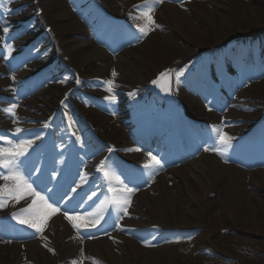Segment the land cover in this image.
Masks as SVG:
<instances>
[{
  "label": "bare ground",
  "instance_id": "6f19581e",
  "mask_svg": "<svg viewBox=\"0 0 264 264\" xmlns=\"http://www.w3.org/2000/svg\"><path fill=\"white\" fill-rule=\"evenodd\" d=\"M256 1V0H255ZM46 2L45 0H40L39 3ZM213 7H216L218 10H223V6L220 0L217 1ZM220 2V3H219ZM259 2V0H258ZM2 6H0L1 12L3 11V7L6 4V0H0ZM68 2L65 0H53L51 5L56 7V10H63L65 13H62L59 19H63L64 21H70L68 25H63V28H57L58 33L55 34L56 36V43L57 48L59 50L65 49V46L71 42L69 39L66 38L68 32L71 29L77 30L78 35H82L83 37L87 36L83 26L74 19V16L69 12L70 8L67 4ZM226 5L232 4L230 0L225 1ZM59 6V7H57ZM238 11L243 16L244 14L248 13H256L257 7L247 6L244 5L240 0L237 4ZM38 7V6H37ZM53 7V6H52ZM35 9V8H34ZM0 12V13H1ZM166 14L171 19L175 20L176 23L179 25L180 23H188L191 24L193 21H212L213 15L208 11L201 9L200 12L197 13L192 12V15H187V13L177 10L176 7H166ZM73 16V17H72ZM158 20L161 21L162 13L161 9L157 12ZM41 19L45 20V17H49L47 13L41 14ZM264 19V18H263ZM47 25V24H46ZM191 27V26H190ZM214 30L215 27H214ZM217 31V30H216ZM54 32V31H52ZM219 36L223 37L226 34L223 29L218 31ZM99 43H104L108 49L112 47V41L105 39L104 37H97L96 39ZM63 45V46H62ZM66 51L64 56H71L74 53V50L77 51L80 57L79 68H83L87 70L89 68H94L96 73L100 77L102 73L107 77L111 76L115 81L121 86H128L129 88H135L136 85L135 80L139 79L141 69L144 67V60L145 58L132 56L133 52L128 50H123L120 54H118L114 60L108 57V54L103 52L102 50L94 47V43L90 41H85L83 45L80 47L71 46L66 47ZM76 54V53H75ZM125 55V57H124ZM97 66V68H96ZM119 73V76L116 77V74L113 75V72ZM112 72V74H110ZM221 72H223L221 70ZM8 75L7 71L0 68V89L8 92V95L0 93V101L6 102L5 104L0 103V120L7 122L0 124V129L2 132H6L10 137L11 140H6V147H9L8 142L11 141L13 145L19 144L30 132H28L20 122H15V117L10 118L12 114L11 112H6L4 109H9L12 107L14 102V95L18 93V82L14 79V77L4 78L3 76ZM82 76V74H81ZM83 77V76H82ZM14 91H8V89L12 88ZM111 88L110 85L105 83L102 91L95 96V94L91 93L96 97V100L104 105L107 109V112L111 114L115 109V100L111 99L110 91L108 89ZM181 99L191 107L192 111H197L196 116L199 117L198 119L205 120L206 123L211 122V117L206 113V116L201 112L200 107L197 103H193L185 94H182ZM209 97H206L208 100ZM82 108L89 106V108L85 111L89 116L91 122L96 125L98 129L106 127L104 123V115L100 112L95 111L94 109L90 108L89 104L83 103L82 101L79 102ZM210 109L206 107V110ZM218 118V117H217ZM109 122V119H107ZM17 129L20 131L18 132ZM33 132V136H35L36 132ZM1 134V132H0ZM41 138V135H38V139ZM107 141L114 144L116 147H121V145L125 144L126 136L123 132V129H115L111 132L108 137H106ZM126 148L128 151L132 152L133 149L130 144L126 143ZM30 150L29 148L26 149ZM27 154L25 152L23 158L20 159L21 165L24 166V170H28L29 168V160L27 159ZM61 160H64V156L58 154ZM132 157L128 160L132 161ZM202 169H195L196 174L192 173V170H188V166L191 163H186L182 165L179 169H176L173 173V178H176L178 182L174 184V188H176L178 193L181 196H184L182 199L177 200L175 199L174 195H172L171 190H167L164 188L162 192V196L159 193L158 197L161 198L153 199L149 197L148 192H144L140 194L139 198H141V202L143 207L146 208L148 214L152 215L156 219H162L164 215L172 213V215L176 216L178 214V219H180L179 214L185 211L184 204H195L199 209H205L208 205L205 203L206 196L208 194H215L216 190H220L222 196L224 195V199H227L223 203L222 211L223 212H231L233 217H236V220H244L249 222L250 224L254 225L257 221L252 217V212H256L259 210L260 212H264V201L263 198L259 199L258 196L250 193L247 195L244 189V182L245 176H251L249 178V183L254 185L256 188L261 187L264 188V171L258 172H248L244 170H237L236 168L232 167H224L223 179H220L219 175V167L221 166L217 160L213 157H206L201 158V161L198 162ZM28 167V168H27ZM223 167V166H222ZM1 170H6L4 168H0ZM7 171V170H6ZM21 171V170H20ZM210 171V174H206ZM254 174V175H253ZM7 175V172L6 174ZM198 176H201L202 179H199ZM243 176V178H242ZM171 181V180H168ZM165 183H167L165 181ZM0 185L6 186L8 188L14 186V182L11 180H3L0 179ZM172 189L176 191L175 189ZM3 195L7 196V193H3ZM36 197L25 195L23 199L17 201L16 199H7L5 204H8V208L3 211V214L0 216L4 217H11L15 221L20 223V220L27 219L28 214L20 215L22 210L27 208L30 204H32L33 200ZM221 198H218V204L221 203ZM157 202L159 205H156ZM216 202V203H217ZM218 208V210L220 209ZM217 210V209H216ZM187 211V210H186ZM189 212V211H188ZM13 214H16V218H14ZM18 219V220H17ZM246 222V223H247ZM49 223H51L49 226ZM26 225V224H24ZM28 225V224H27ZM42 231H36L34 234L42 233L41 240L34 238L33 233L25 232L19 228H16V231L19 234V237L12 236L10 237H1L0 238V264H65L67 258L72 257L75 249L77 248V239L76 236L72 233L71 230L68 229V225L65 221L62 220L59 216L53 217V214L48 216L46 220L42 222ZM46 226V227H45ZM259 231L258 229H255ZM22 237H28L30 240L28 241H21ZM14 240V241H12ZM52 243L53 248L56 249L57 256L51 258L49 256V250H45L42 246H46L48 243ZM125 247H118L116 248L119 250L120 257H113L110 253L113 251L114 247L110 243H106L105 241H97L93 244L86 243L85 251L89 254L96 256L98 258L104 259L107 263L110 264H126L129 260L133 262L136 258L133 256L135 254L136 248L132 241H128ZM78 249V248H77ZM136 255V254H135ZM137 262H142L141 259L136 255Z\"/></svg>",
  "mask_w": 264,
  "mask_h": 264
},
{
  "label": "rangeland",
  "instance_id": "374dc122",
  "mask_svg": "<svg viewBox=\"0 0 264 264\" xmlns=\"http://www.w3.org/2000/svg\"><path fill=\"white\" fill-rule=\"evenodd\" d=\"M45 1L46 3L39 4V6L47 10L49 17L46 19V22L53 26V28L59 27L62 29L63 25H68L69 23L60 21L59 17L62 12L60 9L56 10V7L50 4L53 0ZM102 1H105L110 9L116 10V5L118 6V3H123L127 0ZM128 1L129 5L133 4L136 6L133 10V19H137L144 24L145 19L141 16V12L144 11V9L138 6L144 5L146 0ZM217 1L218 0H170L169 4H164L160 1L164 4L160 7L164 20H161V26L157 27L158 32L151 35L142 45L141 49L138 47L137 51L133 50V56L146 57V69L148 72L153 73L158 68L163 67L164 64H167L170 57L181 59L188 58L193 55L194 50H197L200 54L203 51V55L212 54L215 51L231 52L233 46L236 47L234 39L242 41L243 34H252L255 36L259 32L264 33V0H259V2L258 0H240L244 5H255L254 7H257L256 13H248L243 16L238 11L237 4L239 0H230L232 4L229 5L225 4L226 0H220L221 3L223 2V10H218L216 7H213L215 3H218ZM30 2L31 0L25 1V3L28 4H30ZM20 4L22 3L17 0H11L7 4L9 7L8 11L11 12V9L13 10V8ZM169 6H183L186 8L185 13H187V15H192V12L197 13V11L200 12L201 9H204L211 13L213 18L212 21H192L191 24L188 23L189 25L182 21V23L178 25L175 20L171 19L167 16L168 14H166V7ZM7 17H10L8 13ZM12 25V19H9L8 24L0 30V37L13 35L18 27H13ZM5 27L8 29L7 33L4 31ZM214 27L217 31L214 30ZM221 29L225 31L223 34L226 35L220 38L218 36L221 33L218 31ZM73 33L75 34L74 29H71L66 38L72 41V46H77L82 41L78 42L77 37ZM18 37H21L20 34ZM23 39L24 37L22 36L20 40L15 41L18 53L22 52L26 44L22 41ZM222 45L224 46L221 47ZM208 47L210 48L207 49ZM242 48L247 53V56L236 62L234 77L238 82H242L244 79L245 81L248 79L252 81L255 77L260 76L261 79L258 84L253 86L250 85L251 87L249 86V89H246L242 96L244 98L249 96L250 98L264 101V81H262L264 80V57L260 58V56L263 55L264 49L262 48V43H260V38H247L246 44ZM39 59H41L40 56L34 58L33 61H39ZM66 59L68 60L65 62L67 66L69 64L73 68L78 67L80 62L79 55L73 54L68 58L62 57L61 62H64ZM69 59H71V63ZM27 65L29 67H35L34 63ZM151 66H153V69ZM252 68L253 71L250 72ZM94 71L95 69H88V72ZM31 73H33V71ZM87 76L88 78L92 77V74L88 73ZM147 78L148 76H146L144 80ZM208 81L210 82V76H208ZM218 82L219 81L216 79L215 86L217 88L219 87ZM241 88H238L236 92ZM218 106L220 107V112L224 113L226 104L219 99ZM199 161V159L194 160L195 163H192L194 166L191 165L192 167L188 168V170H192L193 174L196 173L195 169H202L203 171V167L197 163ZM218 171L220 179L222 180V170L219 169ZM244 189L247 195L252 193L258 196L259 199L263 198L264 201V188H256L253 186L245 188L244 186ZM173 195L177 200L184 197L176 192ZM211 196L212 195L206 196V204L208 207L205 209H196L194 206L190 207V205L184 204L183 207L185 211L179 214L180 219H178L177 213L176 216L170 213L164 215L160 221H157L156 223L159 224L161 229L172 230L175 228H183V230L195 231L180 236L173 235L169 240H165L161 243L157 249L149 252H145L144 250L141 251L139 248L135 247L137 250L135 254L143 261V263L138 262L135 264H264V212H260L259 210L252 212V217L257 221L254 225L244 220L238 221L236 217H233L231 212L222 211L223 207L220 206H223V204L225 205V203L222 202L224 195L222 196L220 190L215 191V196H213V198H211ZM218 198H221L220 204L217 202ZM226 199L227 197L224 199V202ZM219 207L220 209L218 210ZM129 263L130 262H127L126 264Z\"/></svg>",
  "mask_w": 264,
  "mask_h": 264
},
{
  "label": "snow or ice",
  "instance_id": "6c2138e0",
  "mask_svg": "<svg viewBox=\"0 0 264 264\" xmlns=\"http://www.w3.org/2000/svg\"><path fill=\"white\" fill-rule=\"evenodd\" d=\"M160 0H146V3L144 5L138 6L144 9V11L141 12V16L147 21L148 25H151L154 23L152 19L151 13L154 11V6L156 3H159ZM0 6H2V3H0ZM139 18V17H138ZM147 25L145 27H140L139 31L141 33L146 34ZM4 31L7 33L8 29L5 27ZM9 52L11 51V47L8 46ZM115 75V72L113 73ZM161 77L164 79H167V74L162 73ZM153 83H157L156 81H153ZM109 84H111V81H109ZM108 91H111V88L108 89ZM111 99H115V97H111ZM16 105H12L9 109H4L6 112H11L12 109H14ZM19 132L20 130L17 129ZM217 131H219L217 129ZM220 143L228 146L230 144V137H228L226 134H221L219 136ZM9 147L4 148L0 147V168H4L7 170V175L0 173V179L3 180H11L14 182L13 187H6L3 185H0V207H3L6 203L7 199H16L17 201L24 198L25 195L36 197V199L33 200L32 204H30L27 208L23 209L20 215L28 214L27 219L20 220V223L22 224H28L29 227H32L36 229V231H42V222L48 218L51 214L58 211L57 208H54L52 204L48 203L47 200L43 196L40 195L39 192H37L33 187L32 184L28 182V180L24 177V175L20 171V157L24 156L26 152V146H31V141H21L17 145H13L11 141L8 142ZM137 151L139 149H136ZM206 151L209 149H205ZM214 151H217V149H212ZM222 154V153H221ZM151 156V154H149ZM153 163L155 165H159L160 161L157 160L154 156L151 157ZM103 163V162H102ZM145 167H150V165H145ZM109 173L105 172V177H108ZM113 178L117 183L122 182L119 180V177L114 176ZM111 183V181H110ZM126 187V186H125ZM112 189L110 188V191ZM134 191L133 189H127V193H131ZM7 193V196L3 195V193ZM130 202V198L125 195L123 192L116 193L111 200L109 201L106 199L105 201H102L100 205L97 206V209L95 210V215H97L99 218H103L104 212L107 211V208L105 207L106 204L111 203L115 206L123 207L124 205H127ZM123 211L125 214H127L126 207H123ZM14 218H16V214H13ZM69 219H72V217H69ZM97 223L99 220L97 219ZM74 227H78L77 225H73Z\"/></svg>",
  "mask_w": 264,
  "mask_h": 264
}]
</instances>
